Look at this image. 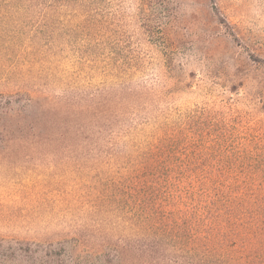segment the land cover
Segmentation results:
<instances>
[{
	"label": "rangeland",
	"instance_id": "rangeland-1",
	"mask_svg": "<svg viewBox=\"0 0 264 264\" xmlns=\"http://www.w3.org/2000/svg\"><path fill=\"white\" fill-rule=\"evenodd\" d=\"M0 98V243L140 239L257 190L264 0H0Z\"/></svg>",
	"mask_w": 264,
	"mask_h": 264
},
{
	"label": "trees",
	"instance_id": "trees-1",
	"mask_svg": "<svg viewBox=\"0 0 264 264\" xmlns=\"http://www.w3.org/2000/svg\"><path fill=\"white\" fill-rule=\"evenodd\" d=\"M13 106L12 100L0 98V143L14 135L6 124ZM20 106L14 118L34 104ZM37 119L31 120L29 135L38 132ZM255 176L258 186L252 195L241 193L226 207L209 206L181 221H144L137 240H119L88 254L79 239L57 248L0 243V258H20L25 264H84L83 258L86 264H264V161Z\"/></svg>",
	"mask_w": 264,
	"mask_h": 264
}]
</instances>
